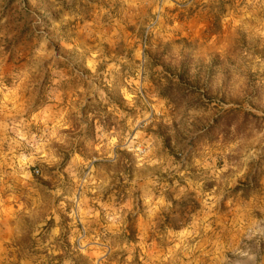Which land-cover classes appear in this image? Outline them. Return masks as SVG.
Returning a JSON list of instances; mask_svg holds the SVG:
<instances>
[{"label": "rangeland", "instance_id": "374dc122", "mask_svg": "<svg viewBox=\"0 0 264 264\" xmlns=\"http://www.w3.org/2000/svg\"><path fill=\"white\" fill-rule=\"evenodd\" d=\"M0 264H264V0H0Z\"/></svg>", "mask_w": 264, "mask_h": 264}, {"label": "trees", "instance_id": "16d2710c", "mask_svg": "<svg viewBox=\"0 0 264 264\" xmlns=\"http://www.w3.org/2000/svg\"><path fill=\"white\" fill-rule=\"evenodd\" d=\"M211 129L208 131V134L210 133Z\"/></svg>", "mask_w": 264, "mask_h": 264}]
</instances>
